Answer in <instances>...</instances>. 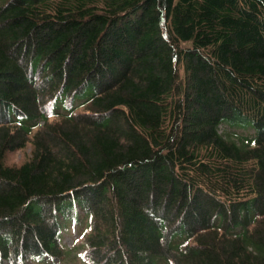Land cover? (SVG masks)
Segmentation results:
<instances>
[{"label": "trees", "instance_id": "obj_1", "mask_svg": "<svg viewBox=\"0 0 264 264\" xmlns=\"http://www.w3.org/2000/svg\"><path fill=\"white\" fill-rule=\"evenodd\" d=\"M76 259L264 264V0H0V264Z\"/></svg>", "mask_w": 264, "mask_h": 264}, {"label": "rangeland", "instance_id": "obj_2", "mask_svg": "<svg viewBox=\"0 0 264 264\" xmlns=\"http://www.w3.org/2000/svg\"><path fill=\"white\" fill-rule=\"evenodd\" d=\"M78 110H82V108H79ZM56 119L57 117L53 116L49 118V121H54ZM31 148L32 145L28 143L23 149L10 152L6 157V162L8 164L22 163L30 156ZM80 240H82V237L80 236V231L76 229L73 230L71 229V231L66 233L63 237V242L66 243L68 247H74L75 245H78L80 243ZM2 264H8V263L3 262ZM29 264H45V263H41L38 261H30ZM59 264H86V263L76 259V260L61 262Z\"/></svg>", "mask_w": 264, "mask_h": 264}]
</instances>
